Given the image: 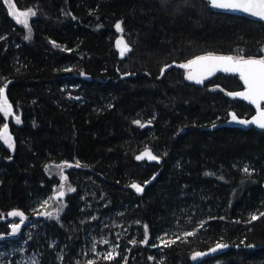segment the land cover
<instances>
[{
    "label": "trees",
    "instance_id": "16d2710c",
    "mask_svg": "<svg viewBox=\"0 0 264 264\" xmlns=\"http://www.w3.org/2000/svg\"><path fill=\"white\" fill-rule=\"evenodd\" d=\"M12 2L36 14L26 39L0 0V87L15 113H0L13 144L0 140L1 235L20 212L41 264H84L90 230L118 250L90 264H264V132L226 125L254 109L227 95L238 76L197 84L178 67L208 53L260 58L264 24L205 0ZM142 150L160 163L137 160ZM63 163L77 192L57 222L42 199L63 187Z\"/></svg>",
    "mask_w": 264,
    "mask_h": 264
},
{
    "label": "snow or ice",
    "instance_id": "6c2138e0",
    "mask_svg": "<svg viewBox=\"0 0 264 264\" xmlns=\"http://www.w3.org/2000/svg\"><path fill=\"white\" fill-rule=\"evenodd\" d=\"M9 5V13L15 16L16 23L22 24L26 29H28V36L26 39L31 38V29L29 27V22L27 17L29 15L34 16L36 13L31 9L27 11L16 12V5L12 0H5ZM211 5L214 8H223L231 11H238L245 13L252 17L259 18L264 20V0H211ZM117 30L121 29L120 24L116 25ZM118 45L124 44L123 40L117 42ZM130 51L128 46L124 44V47L121 49V56L125 52ZM242 51V50H241ZM180 68L192 69L195 68L196 72L193 73L190 71L186 79L195 80V83L202 84L204 80L215 75L216 73H226V74H235L238 75L239 79L243 82L244 91L227 93V95L232 96L233 98L239 97L247 101L249 104H252L256 107L257 115L253 117L252 120H242L237 119L235 114H232V119L239 124H255L257 127L264 129V57L261 58H245L243 55L233 56V55H205L198 56L193 60L188 61L185 64L178 65ZM7 85L0 87V113H3L5 117L12 115V106L8 103L7 96L5 95V89ZM223 91V89H221ZM19 116H16V123H20ZM137 123H139L137 121ZM8 125H3V130L0 131V140H3L9 148L13 147L11 142V137L7 133ZM145 156L150 160H156L157 157L152 155L149 150H145L144 153L137 156V160L144 159ZM78 166V165H77ZM245 172L248 171L247 168L244 169ZM62 179H67L62 175ZM133 188L137 192H141L143 189L138 185L133 184ZM69 191H74V189L69 188ZM63 195V193H60ZM47 203V202H45ZM12 216H21L23 214L20 212L10 213ZM51 215V213H49ZM264 215V214H262ZM257 217L253 216L252 220H256ZM19 228L18 224L13 225V229L16 230ZM187 235H192L191 232ZM220 247H226L221 245ZM215 251V249L213 250ZM200 255L197 253V256ZM111 256V253L108 254ZM196 257H193L195 259Z\"/></svg>",
    "mask_w": 264,
    "mask_h": 264
},
{
    "label": "rangeland",
    "instance_id": "374dc122",
    "mask_svg": "<svg viewBox=\"0 0 264 264\" xmlns=\"http://www.w3.org/2000/svg\"><path fill=\"white\" fill-rule=\"evenodd\" d=\"M8 7H9V5H8ZM27 19L29 22L30 15L27 17ZM19 25L21 27H24L22 24H19ZM27 36H28V33H27ZM119 40H123L124 44H126L128 46V48L131 50V47L129 46V44H127L125 42L124 38H120ZM124 44L119 45V47L117 49L118 52H119V48L124 47ZM209 54L217 55L215 53H208V54H203V55H199V56H205V55H209ZM262 57H264V48H263ZM195 58H193V59H195ZM183 69L185 71V75H187V73L189 71H192V69H186V68H183ZM218 74L231 76V75L224 74V73H218ZM207 80H204V82L202 84H204ZM191 82H193V81H191ZM209 88H211V87H209ZM214 89H215V86H214ZM13 113H14V111H13ZM14 115H15V113H14ZM138 122L139 123H137V121H136L135 124L137 126H139L141 129L142 127H144V124H146L149 121H146L143 124L140 121H138ZM144 151L142 150L138 155H141ZM143 160H145V159H143ZM145 161H147V160H145ZM61 190H62V188H58V190L54 189V191L52 190L53 191L52 196H50L46 199H42L44 201L43 204L47 207V209L49 211H51V212H48L44 216L48 217L51 220L54 219L56 216H58V213L60 212V210H63V208L65 206V204L63 203L65 195L64 194L60 195V193H63ZM55 195H57V196L55 197ZM68 200H69V198H68ZM45 202H47V203H45ZM41 209H43V207H41ZM49 213H51V215H49ZM61 218H62V215H61ZM3 221L7 223L10 230L6 236H2L1 235L2 233H0V240L6 241L5 243H7V244H4V243L0 244V264H41L40 254H38L35 251H31L30 249H28L27 244H26V240L20 239V236H22L23 234H27L29 232V230L32 228V224L27 220V217L26 216H23V217L12 216V215H10V213H8L6 218L3 219ZM58 222H59V220H58ZM14 224H18L19 228L14 230L13 229ZM88 237H89V239H88L89 245L84 246L81 249L79 248V251L81 253H83L82 259L85 261L84 264H90L92 261H97V260H110V259L115 258L117 256L118 250H117L116 245L115 244L112 245L111 243H109L107 238L104 237L103 235L95 236L93 234V232L90 230L88 232ZM14 240H16V242ZM162 241L163 240H161V243H162ZM48 243L51 244L54 242H51V240L49 239ZM109 253H111L110 257L108 256ZM204 255H206V254H204ZM204 255H203V253L198 255V256H197V254H194L192 257H196L195 259H198V258H202ZM55 261H56L55 264H63V262L61 261V254H57Z\"/></svg>",
    "mask_w": 264,
    "mask_h": 264
},
{
    "label": "water",
    "instance_id": "95a60500",
    "mask_svg": "<svg viewBox=\"0 0 264 264\" xmlns=\"http://www.w3.org/2000/svg\"><path fill=\"white\" fill-rule=\"evenodd\" d=\"M209 5H210V7H211V9L213 10V11H215V12H217V13H225V14H231V15H235V16H238V17H243V18H246V19H249V20H253V21H257V22H261L262 24H264V20H260L259 18H256V17H252V16H250V15H247V14H245V13H241V12H238V11H231V10H228V9H223V8H214V7H212V5H211V0H205ZM123 47H121V48H119V56L120 57H122L121 56V49H122ZM128 52V51H127ZM127 52H125V53H127ZM217 55H226V54H217ZM252 58H254V57H252ZM192 72L193 73H195L196 72V69L195 68H192ZM219 73V72H218ZM218 73H216V74H218ZM224 74H226V73H224ZM228 75H233V76H236L235 74H228ZM187 76V75H186ZM238 76V75H237ZM212 77V76H211ZM211 77H209V78H211ZM208 78V79H209ZM207 80V79H206ZM190 81H193V82H195V80H190ZM241 81V80H240ZM241 83L243 84V82L241 81ZM244 86V85H243ZM240 91H244V89H242V90H240ZM240 91H238V92H240ZM5 93H6V89H5ZM236 98H238V99H240L239 97H236ZM240 100H243V99H240ZM243 101H245V100H243ZM248 105H251L254 109H255V111L253 112V114L250 116V117H248V118H237V119H242V120H246V121H248V120H252L253 119V117H255L256 115H257V110H256V107L254 106V105H252V104H249L247 101H245ZM262 106L264 107V104H262ZM12 117H14V113H13V110H12V115L11 116H8V118H12ZM7 124V123H6ZM8 125V124H7ZM226 125H228V126H233V127H237V128H240V129H243V130H246V129H249V128H254L255 130H257V131H260V132H264V129H261V128H259V127H257L255 124H239V123H237V122H235L232 118L231 119H229L227 122H226ZM145 152V151H144ZM143 152V153H144ZM152 154V153H151ZM153 155V154H152ZM145 160H147V161H149V162H154V163H160V158H158L157 157V159L156 160H150V159H148V157L147 156H145V158H144ZM57 195H55V197H56Z\"/></svg>",
    "mask_w": 264,
    "mask_h": 264
},
{
    "label": "flooded vegetation",
    "instance_id": "af4514ba",
    "mask_svg": "<svg viewBox=\"0 0 264 264\" xmlns=\"http://www.w3.org/2000/svg\"><path fill=\"white\" fill-rule=\"evenodd\" d=\"M3 1V3L5 4V6H6V8H7V11H8V13H9V7H8V4H6V2H5V0H2ZM190 72V71H189ZM188 72V73H189ZM187 73V74H188ZM242 90V89H241ZM240 91V90H239ZM238 92V91H237ZM253 108V107H252ZM233 127V126H232ZM7 133H8V130H7ZM74 163H63V164H59L58 165V168H57V170H58V174L57 175H60L61 177H62V175L64 176V177H67V179H61L60 177L58 178V180H59V184H61L63 187H62V192H63V194L65 195V198H64V201H63V203L65 204V206L64 207H67L68 206V197L70 196V195H73V194H75L76 192H77V188H75V185H74V182L72 181V180H75V178L76 177H74V176H76L77 174H75V173H72V174H70V176L68 175V173L69 172H71L72 171V169L74 168L75 169V167H74ZM71 177H74L73 179H71ZM71 181V182H70ZM69 188H71V189H74V191H69ZM55 189H57L58 190V188H55ZM134 190L136 191V189L134 188ZM56 218V221L58 222V220L60 221L61 219V215H58V216H56L55 217Z\"/></svg>",
    "mask_w": 264,
    "mask_h": 264
},
{
    "label": "bare ground",
    "instance_id": "6f19581e",
    "mask_svg": "<svg viewBox=\"0 0 264 264\" xmlns=\"http://www.w3.org/2000/svg\"><path fill=\"white\" fill-rule=\"evenodd\" d=\"M117 43V42H116ZM117 49H118V46H117ZM5 95H6V93H5Z\"/></svg>",
    "mask_w": 264,
    "mask_h": 264
}]
</instances>
